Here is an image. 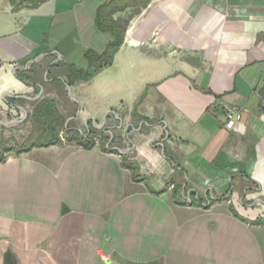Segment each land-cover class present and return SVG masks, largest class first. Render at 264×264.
I'll use <instances>...</instances> for the list:
<instances>
[{
	"label": "crops",
	"instance_id": "0c3cea01",
	"mask_svg": "<svg viewBox=\"0 0 264 264\" xmlns=\"http://www.w3.org/2000/svg\"><path fill=\"white\" fill-rule=\"evenodd\" d=\"M104 1L0 0L1 127L31 101L64 90L71 100L56 65L86 68L84 53L105 49L111 37L94 24ZM263 79L264 0H149L112 63L69 86L94 126L124 112L105 131L124 123L126 150L67 142L9 153L0 264H264ZM227 107L241 114L233 128Z\"/></svg>",
	"mask_w": 264,
	"mask_h": 264
},
{
	"label": "trees",
	"instance_id": "16d2710c",
	"mask_svg": "<svg viewBox=\"0 0 264 264\" xmlns=\"http://www.w3.org/2000/svg\"><path fill=\"white\" fill-rule=\"evenodd\" d=\"M8 1L13 9H18L20 7L35 8L41 3L42 0ZM148 3L149 0H105L95 12L94 24L99 31L109 34L111 40L101 53L93 50H87L84 53V57L88 64L86 68H77L73 65L57 64L56 66L60 68V71L67 79L66 84L71 86L75 83V81H89L96 73H99L105 67L109 66L113 61L114 52L123 43L125 31L130 19L134 15L139 14ZM127 9H129L130 13H128L126 16L115 17L116 13L125 12ZM51 84L59 89H65V83L59 78H54ZM66 93V90H64V94ZM260 94L262 97H264V79L260 88ZM71 103L74 107V110H76L78 107L77 103L72 101ZM30 106L31 109L26 113V117L22 122L30 123V135L32 136V139L30 144L15 151V154L28 151L32 147L62 144L63 142L60 138L61 131L66 133L68 141L74 142L76 145H79L85 149H90L95 146L91 136H94L96 132L103 134L105 132L104 129L97 131V129L94 128L91 130L89 129L87 131V135L84 136L74 126L67 124L65 126L67 118L71 117L72 115L70 112L62 110V108L53 98H39L37 100L31 101ZM100 147L108 150V148L105 146ZM121 158L123 167L130 171L132 178L135 180L141 179L138 164L130 159L127 154H122ZM4 160L5 157L0 158V162H3ZM170 183H173V190L176 193L175 195H179L181 185L178 183L176 184L173 178H171ZM168 184L169 183H167V185ZM190 199L193 203H199L202 198L192 194L190 195Z\"/></svg>",
	"mask_w": 264,
	"mask_h": 264
},
{
	"label": "rangeland",
	"instance_id": "374dc122",
	"mask_svg": "<svg viewBox=\"0 0 264 264\" xmlns=\"http://www.w3.org/2000/svg\"><path fill=\"white\" fill-rule=\"evenodd\" d=\"M127 15V14H126ZM124 15V16H126ZM55 101L59 104V106L62 108V110L70 112V114L73 116L72 119L66 120L65 126L70 125L74 126L77 130L81 132L84 136L87 135V131L90 129H97L101 130L102 128L105 130V128L110 126H119L120 121L116 118V116L125 117L124 112L119 111L121 114H114L112 110H108L106 115L98 117L95 123V126L93 124V121L91 119H88L86 115H79L76 113L77 109L74 110V107L71 103V100H67L65 97V94L62 95L60 93L55 94L53 97ZM74 102V100L72 101ZM91 106H88L89 111H92L90 108ZM30 108V107H29ZM28 108V110H29ZM78 112V111H77ZM24 112L20 115H17L16 117L13 116H7L5 119H3V122H9L10 120H17V122H11L6 125V127L0 126V158L6 157L9 153H15L18 149L27 146L30 144V141L32 139V136L30 135L31 126L30 123H23L18 122L20 120L21 116L23 117ZM116 115V116H115ZM11 118V119H10ZM102 122V123H101ZM121 125L124 129V123ZM122 127L119 129L112 128V132H104L99 133L96 132L94 136H91L93 142L95 145L107 147L108 149H111L113 146H120L121 151H125L127 144H126V136L124 130H122ZM101 134V135H100ZM60 138L63 143H72L74 142L68 141L67 135L64 131L60 132ZM76 145V144H75Z\"/></svg>",
	"mask_w": 264,
	"mask_h": 264
},
{
	"label": "built area",
	"instance_id": "2783aa9c",
	"mask_svg": "<svg viewBox=\"0 0 264 264\" xmlns=\"http://www.w3.org/2000/svg\"><path fill=\"white\" fill-rule=\"evenodd\" d=\"M22 114V113H21ZM20 114V115H21ZM226 121H225V127L226 128H233L235 123L241 118V114L239 111H236L235 109L231 108V107H227L226 108ZM23 117L21 116L20 120ZM17 121V120H15ZM188 202H191V199L188 198L187 200Z\"/></svg>",
	"mask_w": 264,
	"mask_h": 264
},
{
	"label": "water",
	"instance_id": "95a60500",
	"mask_svg": "<svg viewBox=\"0 0 264 264\" xmlns=\"http://www.w3.org/2000/svg\"><path fill=\"white\" fill-rule=\"evenodd\" d=\"M67 90H68V95H69L70 99H72V100L75 101V99H74V98L71 96V94H70V87H69V86H67ZM22 110H23V109H22ZM23 112H24L23 118H22L21 120H18V122H21V121H23V120L25 119V117H26V112H25V110H23Z\"/></svg>",
	"mask_w": 264,
	"mask_h": 264
},
{
	"label": "flooded vegetation",
	"instance_id": "af4514ba",
	"mask_svg": "<svg viewBox=\"0 0 264 264\" xmlns=\"http://www.w3.org/2000/svg\"><path fill=\"white\" fill-rule=\"evenodd\" d=\"M103 129V128H102Z\"/></svg>",
	"mask_w": 264,
	"mask_h": 264
}]
</instances>
